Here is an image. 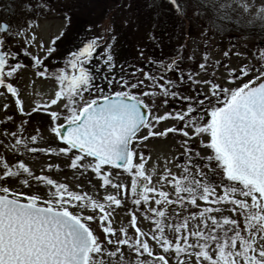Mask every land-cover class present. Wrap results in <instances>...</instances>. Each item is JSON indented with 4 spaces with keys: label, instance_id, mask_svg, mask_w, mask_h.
<instances>
[{
    "label": "snow or ice",
    "instance_id": "snow-or-ice-1",
    "mask_svg": "<svg viewBox=\"0 0 264 264\" xmlns=\"http://www.w3.org/2000/svg\"><path fill=\"white\" fill-rule=\"evenodd\" d=\"M168 2L182 13L177 0ZM218 3L214 10L226 23L239 24L231 9L247 14L258 8V14L264 13V6L255 0ZM25 7L33 10L31 5ZM41 8L47 6L36 5L37 10ZM32 27L28 21L13 33L8 24L0 23V89L15 98L19 115L27 117L11 132L7 125L14 123V116L0 122V134L12 141L7 147L17 153L14 165L0 158V264H126L125 247L137 257L135 264H264V51L257 54L259 66L249 64L239 70L230 69L226 60L210 62L205 52L204 62L195 71L182 66V49H177L174 55L149 60L144 67L129 65L126 70L120 65L117 75L113 44L93 37L83 40L62 66L50 72L44 61L56 51L59 37L51 41L53 46L43 59L27 47L7 43L8 38L26 35ZM215 27L222 30L219 24ZM35 40L32 35L24 43L30 46ZM39 47L45 46L41 43ZM21 54L30 60L38 77L53 79L58 85L54 98L31 112H25L12 82L28 67L21 62ZM219 67L228 74L225 83L233 87L216 82ZM201 72L209 79L197 80ZM253 72L254 77L245 82ZM195 84L207 86L208 92L193 89ZM157 98H163L165 105L171 101L173 109L158 114ZM59 103L61 110H51ZM8 107L5 104L4 110ZM40 113L49 118L50 130L62 145L58 150L29 147L38 135L23 136L31 117ZM168 120L179 122V127L157 129ZM170 133L185 138L181 142L184 161L176 164L181 172L173 173L166 162L163 174L153 183L155 169L151 174L146 171L145 157L138 148L150 138ZM193 139L211 150L203 167L194 162L199 154L194 155L189 146ZM21 147L33 154L67 157L72 170L81 175L90 170L103 187L115 189L116 194H107L101 202L87 193L70 191L46 175L36 176L19 160ZM58 167L50 164L48 171ZM116 169L131 178L132 204L145 218H152L153 231L146 233L137 226L135 211L127 227H112L113 206L120 208L121 194L125 200L129 195L128 186L113 181ZM204 169L217 180L209 181ZM9 178L28 188L32 181L43 184L46 198L9 187ZM166 220L170 222L165 224ZM93 223L102 230L100 235Z\"/></svg>",
    "mask_w": 264,
    "mask_h": 264
},
{
    "label": "rangeland",
    "instance_id": "rangeland-1",
    "mask_svg": "<svg viewBox=\"0 0 264 264\" xmlns=\"http://www.w3.org/2000/svg\"><path fill=\"white\" fill-rule=\"evenodd\" d=\"M47 1H53V4ZM7 2L11 5L9 9L10 20L6 19L4 12V4H7ZM233 2L238 3L241 0H233ZM255 2L258 6H264V0H255ZM60 3L65 6H73L76 4L75 8L68 11V13L71 14V18L75 14L77 15L75 20L77 25L72 26L70 30L71 34L67 39L65 37L64 40L58 41L62 49L61 56L57 57L55 61H49L48 56L44 61L45 65L49 67L50 72L62 66L66 62L69 54L76 50L83 40L93 37H103L105 41L113 44L112 55L117 65L115 69L117 75L120 74V65H123L126 70H129V65L144 67L149 60L155 59L159 61L174 55L177 49H182V55L184 57L182 66L192 68L195 71H199L197 66L204 62L203 57L205 52H207L210 62H224L226 60L230 69L239 70L249 64L259 66L257 54L258 52L264 51V44L260 43L254 37L247 38L239 34H232L228 29L225 30L222 25V30L215 27V23H217L215 16L217 13L214 8L216 4L219 5L218 0H177V4L183 10L182 13H178L168 0H162L157 5L153 4H156L153 0L147 1L151 7L149 13L138 8L139 6L137 4H142L140 0H0V17L12 27L11 31L13 33L21 29V26L27 24L28 21H32L33 23V27L27 30L26 35H22L16 39L8 38V44L13 46L19 45L21 49L27 47L32 55L37 53L43 59L46 55L47 48L52 45L51 41L62 34L63 28L68 23L67 21L59 20L60 16L58 15L48 19L46 18L42 22L34 19L31 20L26 15H20V10L22 11L25 8L26 11H29L25 5H31L33 9V6L36 7L37 4H44L47 8H56ZM81 4L85 6L83 10H86L87 19L86 24H84L86 27H79L78 25L80 24L79 19H77L80 12L78 9H81ZM35 9L31 12H36ZM196 12H199L200 15H195ZM248 13L257 15L258 8H252ZM147 14H149L148 17L151 19L146 26L144 25V20ZM155 15L157 16L154 17ZM23 20L26 22L23 23ZM69 21L70 19H68ZM145 26L146 30H144L145 28L141 29ZM85 33L86 36L83 35ZM205 33L207 34L205 35ZM32 35L36 37L35 43L30 42V46L25 45V39ZM113 37H115V40L112 39ZM41 43L45 46L43 49L39 47ZM141 50L143 51V59L140 57ZM100 51H103V48ZM225 52L229 53L227 58L224 56ZM188 57H192L193 59L189 61ZM20 59L28 67L22 68L12 82L14 86L17 85L18 89L24 88L28 93L29 99L22 100L24 109L28 110L29 108H33L32 103L36 100L50 101L56 92V88L53 86L56 82L53 79L38 77L36 70L31 67L30 60L22 56V54ZM94 65L95 61L93 62ZM211 72L212 69L209 68V75H211ZM209 75L201 72L196 79L201 81L207 80L209 79ZM254 75L255 72L250 73L249 77L245 78V82H247V79L254 77ZM227 76L228 74L223 67L215 70L217 83L224 84L226 87H233L234 85L225 83ZM0 92H4L3 95H0V122H3L7 119L8 112L13 110L12 105L14 103L7 99L5 90L0 89ZM204 92H207V90ZM5 104L9 106L7 111L4 110ZM59 107H61L60 104L54 108L52 107L51 110L58 111ZM159 114L163 115V111L161 110ZM20 122L21 118H15L14 123L7 125V127H10L8 130L10 132L15 131ZM62 122L60 121L59 123ZM27 125L28 127L26 129ZM27 125L23 133L25 138L38 135V141L35 144L30 142L29 147L36 146L53 151L58 150L60 145L55 142L54 134L51 130H46V128L42 127V124L37 127L36 125L31 126L32 124L30 125L29 123ZM2 129L3 125L0 124V133H2ZM10 143L12 141L0 134V158L4 159L10 165H14L17 163V153L14 149L7 147ZM158 143L160 142L156 144L159 145ZM19 160L23 161L34 175H46L56 183H64L70 191L81 194L87 193L92 198L101 202H103V198L107 194H116L115 189L101 191L99 188L100 180L90 170L83 175L79 171L72 170L70 168V160L67 157L48 156L42 152L33 154L21 147ZM50 164L59 167L58 169L54 168L52 171H48ZM120 176V184L128 186L129 195L125 200L121 194L120 198L123 203L120 208L116 209L113 206L114 211L111 215V224L117 230L124 226V224L127 227V223L130 221V213L132 212L129 210L132 203L129 178L125 174H121ZM123 179L124 181H122ZM31 184V188H28L21 186L19 180L16 178H9L8 180V186L11 188L31 192L42 198H46L47 189L43 184L38 185L34 181ZM137 218V226L144 231L142 213ZM92 226L96 229V233L100 235L102 230L97 227L96 223H93ZM124 259L126 264H135L134 258L131 257V253L126 247L124 249Z\"/></svg>",
    "mask_w": 264,
    "mask_h": 264
},
{
    "label": "flooded vegetation",
    "instance_id": "flooded-vegetation-1",
    "mask_svg": "<svg viewBox=\"0 0 264 264\" xmlns=\"http://www.w3.org/2000/svg\"><path fill=\"white\" fill-rule=\"evenodd\" d=\"M47 2L50 3V4H53V1H47ZM146 4L148 6V3H146ZM75 5H73V6H65L62 3H60V5L57 6L56 8H47L45 11H44V8H42L41 10L37 11V9H35L36 7L33 6V9H35L36 12H37L36 15H35L36 12L26 11L25 8H23L22 11L20 10V12H21L20 15L21 14L26 15V16H28V19H31V20L34 19L36 21L38 20L39 22L44 21L46 18L48 19L50 17L57 16V15L60 16L59 20L67 21L68 24L65 25V27L63 28L62 34L59 36V39L56 40V45L54 46L56 48V53L53 52L51 54V56H49V58H48L49 61L50 60L51 61H55L57 59V57L61 56L60 54H61L62 49L60 47V44H58V43L60 41L64 40L65 37L67 39L68 36H70V34H71L70 30H71L72 26L73 25H75V26L77 25L76 21H75L77 15L74 13L75 16L73 18H71V14L68 13V11H71L72 9L75 8ZM4 6H5L4 12L6 14L5 15L6 19L10 20L11 16H10V13H9V9H10L11 5L7 2V4H4ZM80 7H81V9L80 8L78 9V11H80L79 12V17H77V19H79V21H80L79 22L80 24H78V25H79V27H81V26H85L86 27V25H84V24H86V19H87L86 10H83V9H85V6H82V4H81ZM147 10H150V6L147 7ZM66 13H67V15H66ZM66 18L70 19V21L68 22V19H66ZM150 19L151 18L147 16L146 19L144 20L145 21L144 25L147 26V23L149 22ZM24 22H26V21L23 20V23ZM0 23H6V22L0 17ZM6 24H8V23H6ZM146 26L141 28V29L145 28L144 30H146ZM25 27H26V24H23L21 26V28H25ZM10 29L12 30L11 26H10ZM83 35L86 36V33L83 34ZM8 42H9V39L7 40V43ZM51 46H53V45H51ZM34 55L39 56L37 53L34 54ZM53 86L56 88V91H57L58 90V85L57 84H53ZM15 87H17V85H15ZM192 87L195 90H199V91H203V92L205 90H207V92H208V87L203 85V84H195ZM30 88H32V86H30ZM18 90H19V93H20V99L21 100L24 101V99H29L28 93L24 90V88L18 89ZM6 95H7V99H9L10 101H13V103H14V105H12V109L13 110L8 112V116L11 115V116H14L15 118H21V120L22 119H27V117H22V116L19 115L18 110H17V106L15 104V98L12 97L11 94L6 93ZM25 102L27 103V101H25ZM49 102H50L49 100L48 101H46V100H41V101L36 100V101L33 102L34 105L32 103V106L34 108L37 105H43V104H46V103H49ZM156 103H157V105H159V112L162 110L163 114L169 112L174 107V105L172 104L171 101L167 105L163 104V98H157ZM59 104L61 105V107L58 108V111L61 110L62 107H63L62 103H59ZM54 107L55 106H53V108ZM32 109L29 108L28 110H25V112H31ZM159 112H158V114H159ZM28 123L30 125L32 124L31 126L36 125V127L39 126L40 124H42L43 128H46V130H48V131L50 130L49 118L46 115H44L43 113L34 114L31 117V119H30V121ZM172 126L179 127V122L173 121V120L163 121V122H161L160 125L157 126V129L158 130H162L164 128L172 127ZM27 127H28V125L26 126V129H27ZM8 129H10V127H8ZM184 139L185 138L182 137L181 135H179L178 133H170L166 137H153V138H150L147 142H145V143H143L142 145L139 146L138 153H143V155L145 157V160H146V171L151 174L153 172V170L155 169V175L153 176V183H156L158 181V179H159V176L163 174L165 166H166V162H167V167L169 169H171V171L173 173H175L177 175L180 174L181 170L176 167V164L177 163H182L184 161V156H183L184 148L181 146V142ZM54 140H55V142L58 145L62 146L60 143H58L57 138L55 137V135H54ZM157 142H160V143H158L159 145L156 144ZM189 146L191 147L192 152H193L194 155L196 153L199 154V158L195 159L194 162L196 164L200 165L201 167H203V165L206 162V158L209 155L212 154L211 150L207 149V148H204L201 145V142L199 141V139H193V140L189 141ZM176 157H179V160H176L175 159ZM204 171L206 173H208L209 181H216L217 180V176L213 172H209L208 169H204ZM121 174H125L129 178V182H130L129 185H130L131 184V178L128 176L127 173H124L122 169L114 170V175H113L114 178L112 177L113 181L120 183L119 178L121 177L120 176ZM122 181H124V179ZM157 186H159V185H157ZM99 188H100L101 191L102 190L112 189L111 187H108V188L103 187L102 186V181H100V187ZM112 190H114V189H112ZM164 190L170 191V189L167 188V187H165ZM217 192L221 193L222 189L217 188ZM200 203H201V206H203V202H200ZM129 210L132 211V212L135 211V214L137 216H139V215L141 216V213H142L143 221H144V232L147 233V232H151V231L154 230L155 226L151 222V220H152L151 217L145 218L143 212L142 211H137L136 210V206H134L132 203L130 205ZM224 214L228 215L229 213L225 212ZM129 222L127 223V226L129 224ZM169 222L170 221L166 220L165 224H167ZM125 226L126 225L124 224L123 227H125ZM130 234H131V232H130ZM166 235H168L169 238H172L173 233L168 232L167 229H166ZM153 243L154 242L150 241V244H153ZM154 251L157 252V254H160L159 250L155 246H154ZM130 253H131V257L134 258L133 260L135 261L137 259V257L134 255L133 252H130Z\"/></svg>",
    "mask_w": 264,
    "mask_h": 264
},
{
    "label": "trees",
    "instance_id": "trees-1",
    "mask_svg": "<svg viewBox=\"0 0 264 264\" xmlns=\"http://www.w3.org/2000/svg\"><path fill=\"white\" fill-rule=\"evenodd\" d=\"M142 4H137L139 6L138 8L143 11H147V13L150 12V10H147V1L152 0H140ZM156 2L153 3L154 5H157L162 0H153ZM219 7L218 4L215 5V8ZM214 8V9H215ZM151 9V7H150ZM154 9V8H153ZM149 11V12H148ZM152 11V10H151ZM154 13V12H153ZM217 13V12H216ZM231 14L239 19V24L237 23H226L222 19L218 18V15L215 16V19H217V23L215 25L219 24L224 27V29H228L230 33L232 34H239L243 37L247 38H256L260 43L264 44V13L251 15L247 12H241L239 9H231ZM146 16H149L147 14ZM155 15L154 17H156Z\"/></svg>",
    "mask_w": 264,
    "mask_h": 264
},
{
    "label": "water",
    "instance_id": "water-1",
    "mask_svg": "<svg viewBox=\"0 0 264 264\" xmlns=\"http://www.w3.org/2000/svg\"><path fill=\"white\" fill-rule=\"evenodd\" d=\"M57 140H58V138H57ZM59 141V140H58Z\"/></svg>",
    "mask_w": 264,
    "mask_h": 264
}]
</instances>
